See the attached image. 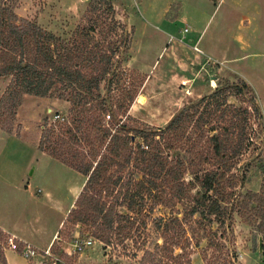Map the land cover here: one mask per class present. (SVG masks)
<instances>
[{"label": "trees", "instance_id": "1", "mask_svg": "<svg viewBox=\"0 0 264 264\" xmlns=\"http://www.w3.org/2000/svg\"><path fill=\"white\" fill-rule=\"evenodd\" d=\"M8 1L0 0V78L12 82L0 105L24 95L71 104L68 119L45 124L38 146L86 177L67 220L92 227L93 238L110 245L114 237L124 243L137 233L141 239L148 219L163 207L169 213L154 218L158 240L143 249L145 262L193 264L192 244L202 239L209 249L223 251L238 184L234 168L254 144V124L263 128L252 86L219 85L162 128L132 126L138 120L130 109L146 79L119 96L112 89L128 76L119 58L129 53L134 34L117 19L114 5L94 0L87 22L66 40L33 22L17 25ZM232 97L242 105L231 103ZM179 151L184 154L172 156ZM241 199L238 214L250 225H263L264 187Z\"/></svg>", "mask_w": 264, "mask_h": 264}, {"label": "rangeland", "instance_id": "2", "mask_svg": "<svg viewBox=\"0 0 264 264\" xmlns=\"http://www.w3.org/2000/svg\"><path fill=\"white\" fill-rule=\"evenodd\" d=\"M93 1L9 0L7 4L17 17V25L33 22L69 40L76 28L87 22ZM106 1L114 5L117 19L128 31L134 30L129 53L119 58L124 60L128 76L114 82L112 89L119 96L124 89H135L142 79L150 86V96L144 97L142 106L137 105L130 113L138 120L132 126L162 128L182 109L219 85L246 81L252 86L263 115L260 121L263 128L257 129L254 124V144L234 168L238 184L229 204L232 215L227 221V232L221 239L227 247L223 251L209 249L208 241L202 239L199 245L196 240L193 242L190 252L193 264H208L205 255L211 264H264V224L259 220L250 225L237 212L242 195L260 193L264 187V0ZM171 1L174 3L166 19L174 21L181 10L183 17L169 24L160 17ZM238 33L244 38H233ZM198 38L200 41L196 43ZM11 82V77L0 78V100ZM108 87V81L103 83L102 88L106 89L103 93ZM229 101L242 105L235 97ZM71 107L69 102L59 98L34 95H24L19 101L6 100L0 105V167L11 174L26 175L30 191L42 198L37 213L42 224L50 229L61 221L64 211L71 212L75 207L86 181L82 174L49 155L42 157L38 150L45 124L68 119ZM140 117L150 121L145 122ZM177 154L183 155L184 151L173 152L172 156ZM191 179L192 176L187 175V180ZM48 195L58 200V206L47 202ZM168 213L163 207L156 208L141 239L137 233L134 239L124 243L114 237L110 245L94 239L92 227L68 221V214L51 254L61 260L60 264H148L143 260V249L152 248L158 240L154 218ZM200 232L203 236L204 231ZM260 238L263 239L262 251ZM76 240L81 243L92 240V244L81 251L74 252L70 248L72 255L64 253ZM7 247L8 237L2 234L0 264H5L3 257Z\"/></svg>", "mask_w": 264, "mask_h": 264}, {"label": "crops", "instance_id": "3", "mask_svg": "<svg viewBox=\"0 0 264 264\" xmlns=\"http://www.w3.org/2000/svg\"><path fill=\"white\" fill-rule=\"evenodd\" d=\"M138 1L140 2V0ZM185 1L183 0V2ZM173 3L174 1H171L164 7L160 17L162 20H167L166 15ZM182 17L183 10H181L180 15L174 21L167 20V23H174ZM233 38L244 37L238 33L233 36ZM199 41L200 38L196 40V43ZM216 86L217 85L215 84L212 87L213 90ZM149 87V82L147 84L145 82L142 89L143 91L138 95L136 101L132 105L130 113L135 111L137 105L140 104V106H142L141 103L143 102L144 97L148 98L150 96ZM156 89L157 88H155V90ZM211 91L212 90L209 92ZM142 120L145 122L150 121L145 118H142ZM40 153L42 154V157L48 156L41 151ZM26 180V175L22 174V172L11 174L10 171L0 167V233L7 237L13 236L16 239L19 248H22L19 249V251L11 250L9 247L5 248L4 257L7 264H44L45 262L42 257L28 259L22 255V250L27 246H31L41 254L45 251H51L57 240H59L60 230L70 212L64 211L65 213L61 221L54 229H50L43 225L39 217L40 215L37 213V207L42 205V198H38L37 194L30 191V183ZM24 200L27 201V205ZM47 202L55 205L58 200H55L48 195ZM56 206H58V204H56Z\"/></svg>", "mask_w": 264, "mask_h": 264}, {"label": "built area", "instance_id": "4", "mask_svg": "<svg viewBox=\"0 0 264 264\" xmlns=\"http://www.w3.org/2000/svg\"><path fill=\"white\" fill-rule=\"evenodd\" d=\"M91 244H92V240L88 242H83V243H81L79 240H76L72 246L64 249V253H66L67 255H72V252L69 251L70 248H72L73 249L72 251L74 252L81 251L84 246L91 245ZM8 247L14 251H19L20 249L16 239L13 236L8 237ZM22 255L28 259H35V258L42 257L44 259V262H47L48 264H60L61 263V260L59 258L54 257L51 254V251H45L43 252V254H41L40 252H38V250H36L35 248L31 246H27L26 248H24L22 250Z\"/></svg>", "mask_w": 264, "mask_h": 264}, {"label": "water", "instance_id": "5", "mask_svg": "<svg viewBox=\"0 0 264 264\" xmlns=\"http://www.w3.org/2000/svg\"><path fill=\"white\" fill-rule=\"evenodd\" d=\"M260 250L262 251L263 250V239L260 238Z\"/></svg>", "mask_w": 264, "mask_h": 264}]
</instances>
